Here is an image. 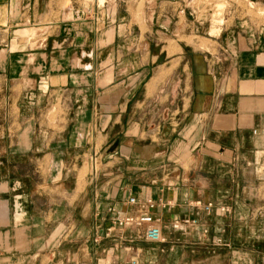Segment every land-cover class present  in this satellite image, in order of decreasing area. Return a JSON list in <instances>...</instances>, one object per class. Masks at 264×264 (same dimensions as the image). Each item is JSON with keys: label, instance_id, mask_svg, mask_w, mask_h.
Here are the masks:
<instances>
[{"label": "crops", "instance_id": "1", "mask_svg": "<svg viewBox=\"0 0 264 264\" xmlns=\"http://www.w3.org/2000/svg\"><path fill=\"white\" fill-rule=\"evenodd\" d=\"M120 2L0 0V264H264V34L208 26L223 56H159L150 47L190 44L178 37L189 22L171 7L141 27ZM28 27L43 35L34 46L14 33ZM170 68L182 86L164 84ZM89 158L99 166L80 181ZM130 194L162 200L163 241L143 227L106 235L138 210ZM182 216L198 222L171 227Z\"/></svg>", "mask_w": 264, "mask_h": 264}, {"label": "rangeland", "instance_id": "2", "mask_svg": "<svg viewBox=\"0 0 264 264\" xmlns=\"http://www.w3.org/2000/svg\"><path fill=\"white\" fill-rule=\"evenodd\" d=\"M87 1V0H86ZM98 3V5L107 6L109 7V11L113 12L115 7V2L117 0H88ZM120 4L122 3L126 6H130L136 21L143 27L145 24H149L160 11L175 7L177 11H180L179 16L175 15V19L179 18V23L184 24V22H189V26H185L186 31L185 35H179L180 41H185L190 43L185 47H179L178 45L174 44L176 41H171L169 45L166 46H152L151 51L153 50L154 53H158L161 56L164 53H167L169 57L173 56V54H178L180 50L183 48L184 53L188 59H192V54L196 51L197 53L211 51L213 54H218L223 56L224 53H227L228 47L226 45L217 46L215 41L209 39L208 34L206 33L207 27L210 26H217L219 29L222 27H228V29H233L230 34L234 37L236 36H246V37H256L257 34H264V0H121ZM123 6V7H124ZM195 24H200L198 30H196ZM192 26V27H191ZM29 29L33 27H28ZM30 29V30H31ZM210 31V30H209ZM219 31V30H218ZM40 28H34V31L30 32L25 37H21V39H27L29 46H34L35 44L39 43L43 35L40 34ZM15 34H21L16 33ZM157 37H162L161 32L154 33ZM213 34V33H212ZM216 34V33H214ZM24 35V34H21ZM182 39V40H181ZM173 43V44H172ZM232 48H234L231 45ZM144 45H138V60L144 59L145 49H148ZM143 54V55H142ZM157 64H160V61H155L150 63L149 73L147 76L151 74V67L155 68ZM173 67L177 65L172 63ZM167 72V71H166ZM165 72V73H166ZM168 78L164 81V84L169 85L170 87L182 86L184 84V76L182 70L178 69H171L168 71ZM164 73V72H163ZM167 74V73H166ZM146 81V76L142 77L141 85L143 82ZM2 96L0 95V117L5 116L3 113L2 107ZM57 110L53 105L49 106L48 109L45 110L47 117H54ZM127 112V111H126ZM144 112V111H142ZM148 119L150 121H142L145 125L144 127L147 128V125L151 123V119H154L155 116L160 113L158 110H149L147 111ZM144 118V117H143ZM125 126H123V130ZM3 129L0 127V133ZM147 129L142 130V134H144ZM127 159L121 160V165H127ZM143 163V161H142ZM138 165L142 166V164L137 163ZM98 167V161L95 158H89L87 162L84 163L83 168L80 170L79 173V180L82 181L84 174L86 171L90 170L92 167ZM97 169V168H96ZM144 169L138 168L137 171V182L140 185H144L146 181H148V175L143 174ZM132 176V175H131ZM128 174H124L122 179H127ZM143 183V184H142ZM133 195V194H130ZM129 195V196H130ZM128 196V197H129ZM136 197H139L135 195ZM164 223V222H163ZM171 222V227H172ZM220 238V237H218ZM221 239V238H220ZM217 240V239H216ZM222 240V239H221ZM222 242V241H221Z\"/></svg>", "mask_w": 264, "mask_h": 264}, {"label": "built area", "instance_id": "3", "mask_svg": "<svg viewBox=\"0 0 264 264\" xmlns=\"http://www.w3.org/2000/svg\"><path fill=\"white\" fill-rule=\"evenodd\" d=\"M128 202L137 204L138 210L135 213H126L114 217L113 222L106 228V235L110 234L114 229L124 230L128 227H143V235L150 241H163L165 239L162 232V224L160 217L155 215L153 210L161 204L162 200L154 199L152 197H145L140 199L135 195L128 197ZM190 203L198 209H202L209 213L214 208H217L219 213L224 214L228 210V206L221 203L215 204L212 200L201 201L200 199L191 200ZM195 216L174 217L172 227L183 229L189 225L197 223ZM97 240V237H94ZM222 240L217 238L216 242L220 243ZM136 259L131 258L121 264H135Z\"/></svg>", "mask_w": 264, "mask_h": 264}, {"label": "bare ground", "instance_id": "4", "mask_svg": "<svg viewBox=\"0 0 264 264\" xmlns=\"http://www.w3.org/2000/svg\"><path fill=\"white\" fill-rule=\"evenodd\" d=\"M30 29L29 28H23V29L21 28L20 30H17V31L15 30V31H16V33L18 32V33H21V34H24V35H28V34L30 35V32L34 31V29H31V30Z\"/></svg>", "mask_w": 264, "mask_h": 264}]
</instances>
